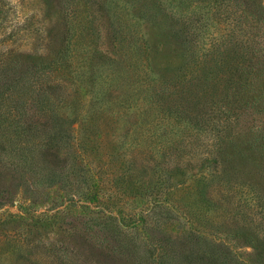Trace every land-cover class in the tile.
I'll return each mask as SVG.
<instances>
[{
	"label": "trees",
	"instance_id": "16d2710c",
	"mask_svg": "<svg viewBox=\"0 0 264 264\" xmlns=\"http://www.w3.org/2000/svg\"><path fill=\"white\" fill-rule=\"evenodd\" d=\"M149 2L151 4L145 6L142 13L137 14L134 11L129 12L130 5L126 0H97L94 4L95 11L101 16L103 25L106 24L114 33L113 40L122 50L110 52L100 49L88 50L85 53V50H70V43L75 26L79 25L78 28H81L78 21L83 15L89 20L88 0H83L74 7H71L70 0H66L61 5L63 29L58 40L59 48L48 57H43L41 53L24 54L18 58V66L17 60L12 64L0 66V153L10 157L9 165H16L10 167L13 171L23 173L28 171L27 166L31 167L37 179L35 184L39 183L43 188L56 187L65 192L74 186V190H71L72 196H69L70 203L91 201L95 199L94 193L88 194L92 184L87 189L86 186H80L81 183L75 184L77 180H68L65 165L69 156L65 154L64 149L73 144L78 155L99 159L103 142L98 133V124L105 117L108 121L106 125L111 126L112 131L120 123L121 126L127 124V134L137 129L151 135V138H157L150 132L154 126L166 125L167 132L175 130L177 137L173 140L164 137L152 141L156 142L159 148L165 146L166 141H171L173 148L180 153L170 162L164 163L163 172L166 171L167 178L171 179L163 186L164 195L170 192L169 188L185 183L186 179L191 180L190 185H183L185 189L193 191L189 205L190 215L200 211L199 219L202 220L209 206L212 209L218 206L205 197L204 191L208 178L211 177L212 180L214 177H220L217 175L221 168L218 161L220 156L223 157L222 162H226L224 156L238 160L232 164V171L234 170L237 176H225L224 184H245L252 191L263 187L258 186L257 189L245 176L252 175L254 182L256 179L260 180L261 184L264 182V127L259 128L260 124L250 122L246 128L240 118V110L242 107L261 108L263 104L264 5L261 0ZM153 10L154 13L160 12L169 18H185L189 22L203 17L205 20L209 14V17L217 21L222 17L227 26L223 28L225 34L220 33L216 38L221 41L222 37H227L224 43L231 47L228 50H216L214 55L206 56L205 59H202L206 55L203 52L198 54L196 50H184L178 64L167 75L162 74L156 78L154 75L157 74L152 69L148 46L141 30L143 17L149 16L148 12L153 14ZM197 10L201 11V16L198 13L193 15ZM201 26L206 27L207 23L195 28L199 29ZM91 57L94 62L90 60ZM222 63L224 65L220 66ZM205 64L207 67L203 68ZM193 65H204L195 73L196 79L202 81L200 85L209 87V83L216 82L214 79H217L218 75L224 79V90L219 89L217 96L211 95L214 101L210 107V110L218 107L221 118L213 120V116L209 117V113L207 115V109L194 111L197 100L193 99L190 105L185 104L189 106L187 108L181 107V102L169 98V92L175 91V86L183 84L184 79L194 73ZM196 85L198 84L193 87ZM121 89L119 94H115V91ZM179 89L181 90V87ZM216 90L217 87L215 93ZM85 102L87 104H84ZM121 115L133 116L117 123V118L122 117ZM73 123H76V136L70 133V125ZM197 132L207 138L208 144L203 150L195 148L196 150L181 154L187 144H183L184 137L181 135H196ZM138 134L142 135L140 132ZM133 140L139 143L140 136H135L131 139ZM116 143V140L114 144L111 143L113 148ZM164 153L161 155H165ZM89 162L91 160H85L88 168ZM191 168H194L195 172H192ZM79 173L80 182L83 183L86 180L85 173ZM162 201L169 205L166 199ZM256 227L247 224L240 232L236 230L234 234H225L232 238L241 235L238 238L239 243L242 247H248L249 253L246 256L251 257L248 260L239 256L234 247L217 240L220 238H208L210 235L202 228H196L192 233L199 242L179 239V250L175 257L170 256V260L163 258V253L156 252L154 247L147 249V255L142 258L140 264H170V261L176 264H264V233L259 235ZM112 231L109 236L113 238L116 234L114 229ZM9 239H6V242H9ZM122 239L135 248L133 239L125 235ZM14 241L12 248L21 255L22 252L28 255L29 252L24 249L27 244L19 240ZM163 243L164 249L172 253L170 238L165 237ZM10 245L12 242H9L8 246ZM72 245L74 251L81 247L77 240ZM91 248L89 246L86 255L96 257V252ZM5 252L6 250L0 251V260L5 259L2 257ZM20 258L19 262L23 264L24 257ZM101 261L100 258L98 264H101Z\"/></svg>",
	"mask_w": 264,
	"mask_h": 264
},
{
	"label": "rangeland",
	"instance_id": "374dc122",
	"mask_svg": "<svg viewBox=\"0 0 264 264\" xmlns=\"http://www.w3.org/2000/svg\"><path fill=\"white\" fill-rule=\"evenodd\" d=\"M126 1L130 5L129 12L134 11L137 14L142 13L145 6L151 4L149 0ZM261 1L264 5V0ZM65 2L66 0H0V66L12 64L15 60L18 66V58L24 54L41 53L43 57H48L57 50L63 29L61 5ZM70 2L71 7H74L83 0ZM96 2L97 0H88L89 20L83 15L78 21L81 28H78L79 25L75 26L70 50H85L87 53L88 50L105 49L118 52L122 49L113 40L114 33L106 24L103 25L101 16L95 11ZM154 12H148L149 16L143 17L141 30L148 46L152 69L157 74L154 75L156 78L162 74L167 75L178 64L184 50H196L198 54L203 52L206 55L202 59H205L206 56L214 55L216 50H228L231 47L224 43L227 37H222L221 41L216 38L220 33L225 34L223 28L227 26L222 17L217 21L209 17V14L205 20L203 17L189 22L185 18H169L160 12ZM195 12L194 16L201 14L200 10ZM203 23H207V26L195 28ZM232 49L235 50L233 47ZM90 60L93 61L92 57ZM223 65L222 63L220 66ZM203 66L193 65L194 73L187 76L183 84L175 86V91L169 92V98L181 102V107L187 108L189 106L185 104L190 105L193 99L197 100L194 111L207 109V115L209 113V117L213 116L215 120L222 115L218 113V107L210 110L214 101L211 95L217 96L219 89L224 90L226 83L221 75H218L217 79H214L216 82L209 83V87L200 85L202 81L196 79L195 73ZM206 67L205 64L203 68ZM194 84L198 85L193 87ZM121 91L122 89L117 90L115 94ZM165 92L168 93V90ZM261 102V108L242 107L240 110V118L246 128L250 122L260 124L259 128L264 127V95ZM121 116L117 118V123L133 115ZM107 122L105 117L98 124V133L103 142L99 159L87 155H82V158L74 151L73 144L64 149L65 154L69 156L65 165L68 180H77L75 184L81 183L79 185L84 188L86 186L87 189L92 184L88 194L94 193L95 199L91 201L70 203L69 196H72L71 190H74V186L65 192L56 187L43 188L41 184H35L37 179L31 167L27 166L28 171L23 173L13 171L10 167L16 165H9L10 157L0 153V251L6 250L2 255L5 259H1L0 264H20V257H24L23 264H98L100 258L101 264H140L142 258L147 255L146 250L153 247L156 252L163 253V258L170 260V256L175 257L179 250V239L199 242L193 236V230L196 228H202L210 235L208 238H220L217 240L234 247L242 258H251L246 256L249 253L248 247H242L239 243L238 238L241 235L232 238L225 234H234L236 230L240 232L247 224L257 226L259 235L264 233V182L261 184L258 179L254 182L252 175L245 176L257 189L263 185L261 190L256 191H252L245 184H224L225 176H237L236 172L232 171V164L238 160L224 156L226 162H222L223 157L220 156L221 160L218 161L221 168L217 173L220 177H214L212 180L211 177L208 178L204 191L205 197L218 206L215 209L209 206L205 211L206 216L200 220V211L190 215L189 205L193 191L183 187L190 185L191 180L186 179L185 183L169 188L170 192L164 195L163 186L171 181L167 178V172H163L164 163L176 158L180 152L173 148L171 141H166L165 146L159 148L152 140L164 137L173 140L177 137V132L172 130L168 133L166 125L159 124L150 131L157 138H151V135L137 129L127 134V124L121 126L120 123L112 131L111 126L106 125ZM70 127V133L76 136V123ZM139 132L142 135H139ZM135 136H140L139 143L131 141ZM181 137H184L183 144L187 143L181 154L196 150L195 148L203 150L208 144L207 138L199 132L196 135L184 134ZM114 140L117 143L113 148L111 143L114 144ZM162 152H165V155H161ZM170 153L173 154L169 156ZM84 159L91 160L90 168ZM191 170L195 172L194 168ZM79 172L85 173L86 180L83 183L80 182ZM84 191L87 192L86 189ZM162 199H166L169 205ZM112 229L115 230V240L109 236V233L113 232ZM123 235L133 239L135 248L122 239ZM165 237L170 238L172 253L164 249ZM6 239H9L12 245L8 246ZM14 240L31 246L24 247L26 252H29L28 255L24 252L21 255L12 248ZM75 240L80 242L81 247L74 251L72 244ZM89 246L96 252V257L86 255ZM192 246L195 247V244L192 243ZM170 264L176 263L170 261Z\"/></svg>",
	"mask_w": 264,
	"mask_h": 264
}]
</instances>
